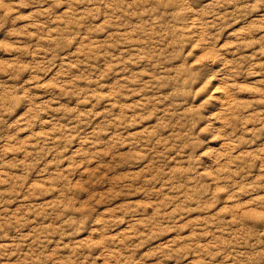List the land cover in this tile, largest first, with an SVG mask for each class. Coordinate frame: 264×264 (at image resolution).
<instances>
[{
	"label": "clouds",
	"instance_id": "1",
	"mask_svg": "<svg viewBox=\"0 0 264 264\" xmlns=\"http://www.w3.org/2000/svg\"><path fill=\"white\" fill-rule=\"evenodd\" d=\"M0 264H264V0H0Z\"/></svg>",
	"mask_w": 264,
	"mask_h": 264
}]
</instances>
